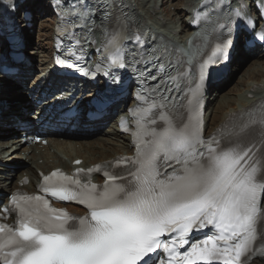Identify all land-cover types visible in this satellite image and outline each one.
Wrapping results in <instances>:
<instances>
[{"label":"snow or ice","instance_id":"obj_1","mask_svg":"<svg viewBox=\"0 0 264 264\" xmlns=\"http://www.w3.org/2000/svg\"><path fill=\"white\" fill-rule=\"evenodd\" d=\"M46 3L57 15L58 34L76 42L63 62L69 70L103 75L113 92L123 88L129 70L136 78L137 107L129 110L135 154L112 166L77 168L72 175L53 171L38 186L44 195L11 194L9 205H0L5 218L16 214L14 226L0 224V264L264 260V243L257 244L264 240V116L259 121L231 116L205 138L191 40L187 51L149 47L123 0ZM19 9L20 0H0V31L16 26ZM197 20L208 22L206 40L221 41L213 53L218 58L226 59L237 42L264 48V0H235V7L231 0H205L192 23ZM96 29L106 38L97 55H106L91 68L85 45L94 42ZM9 71L0 49V74ZM204 79L202 64L199 81ZM101 171L105 182L91 183V174ZM48 196L87 212L75 216L53 208Z\"/></svg>","mask_w":264,"mask_h":264},{"label":"bare ground","instance_id":"obj_2","mask_svg":"<svg viewBox=\"0 0 264 264\" xmlns=\"http://www.w3.org/2000/svg\"><path fill=\"white\" fill-rule=\"evenodd\" d=\"M200 0H188L185 4H182L180 8V16L179 19H181L182 22H177L179 23L181 29V33H183L184 38L188 36L190 33L189 27H193V19L196 13L198 12V4ZM29 3V0L25 3L27 5ZM158 0H148L147 1V8H146V13L147 15L149 14V19L154 20V23L157 27H164L166 26V23L159 19L158 17H153L151 14H154L157 9H158ZM193 5V6H191ZM170 5L168 6V9H170ZM143 18V17H142ZM148 19V20H149ZM189 20V22H188ZM188 22V24H187ZM176 30V29H175ZM174 30V31H175ZM192 32V31H191ZM176 39L180 38L179 36H175ZM1 42V40H0ZM2 43V42H1ZM254 59L249 61L248 63L250 64V68L247 72V75L249 76V80L247 82L240 83V85L243 87L242 89H237V85H235L230 91V90H224L221 92L223 95L222 98H224L220 103H218L216 106L209 107L207 108L206 112V126L209 129L210 132L213 131V129L223 123L224 121L228 120L230 115L232 113H239L240 111L244 110L245 108H248L251 106L259 97L264 96V71H257L254 70V67L256 66H263L264 64V57L262 55H255L253 56ZM244 61V60H242ZM247 63V62H246ZM51 64L48 66V69L50 68ZM20 67L22 68V72H31L32 69H28L25 66H22L20 64ZM15 68H19L18 66H15ZM47 69V70H48ZM240 68L237 67V69L234 70V72L237 74ZM17 74L15 77H11L9 79H13V81H5L6 86L2 87L0 89V102H3L4 107L2 110V115L0 119V130L3 133V135H0V141H8L9 142L6 144V147H9L7 152H10L11 150H14L13 153L10 155L9 161L15 162L16 159H22L27 164L23 165L24 169L22 172H25L26 175L30 179V185H33L36 182V174L35 170H41L44 173H48L51 169L53 168H70L69 164L76 159H82L83 160V165L82 166H88L92 165L97 162H102L106 161L109 159L114 158L116 155L119 154H128L131 155V152L128 150V138L127 137H122L116 134V128L115 125L110 126V131L109 130H104L103 132L105 133V139H100V140H93L94 142H76L74 145H70L71 143L66 141L64 142V146L60 145V143H56L58 148L60 147L59 150L62 151L63 155L67 157V161H56L53 164H48L46 161L51 157L50 155L44 156L43 153H41L42 149H38V147H34L31 151V154L26 155L25 158L21 156V154H18V151L20 147L22 146H16L19 143V140H14V137H16V134L18 133V129L13 130V125L16 123V120L14 118H21L22 116V111L23 110H29L30 106L27 105L26 97L23 96L21 97V103L17 107L14 108L13 102L15 100L14 91H18V88L21 87L22 81H16L17 78L20 76H23V74ZM256 77H259L258 79H254ZM30 84V82H29ZM222 85H219L218 88H221ZM225 91H227L225 93ZM239 92L237 94L236 98H233V95L235 93ZM17 95V94H15ZM218 96V94H216ZM12 96V97H10ZM210 100V99H209ZM213 104V102H212ZM8 108V110H6ZM8 111H10V114L8 117L4 116ZM13 116V117H12ZM11 126L12 128H5ZM5 129V130H4ZM12 129V130H11ZM102 132V133H103ZM114 138L116 142L120 143V145L114 146V144L109 143V139ZM4 145V144H3ZM76 145H78V150L76 149ZM110 145V146H109ZM107 152H102V149ZM50 147H46L43 150L46 151ZM29 148H26L23 150V152L27 153L29 152ZM35 151H38L40 154L35 155ZM73 151V153H71ZM98 154L96 157H91L88 158L85 156V154ZM86 154V155H87ZM19 155V156H17ZM17 156V157H16ZM40 160H43V163H39ZM3 161V160H2ZM1 161V162H2ZM17 163V162H16ZM29 164V165H28ZM34 167V168H33ZM7 166H4L2 163H0V194H5L9 193L12 189L16 188V183H12V174H10L9 170L7 169ZM21 173V172H20ZM21 175V174H20ZM256 264H264V260L258 261Z\"/></svg>","mask_w":264,"mask_h":264},{"label":"rangeland","instance_id":"obj_3","mask_svg":"<svg viewBox=\"0 0 264 264\" xmlns=\"http://www.w3.org/2000/svg\"><path fill=\"white\" fill-rule=\"evenodd\" d=\"M131 1L133 2L134 8L137 11L138 15L141 18L142 17L144 18V20L150 26V28H152V27L156 28L154 20L153 19L148 20V15L146 13V8L148 7L147 6L148 0H131ZM187 1L188 0H158V2H159L158 3V10L155 12V14H156V16H158L160 19H162L166 23L168 29L180 30V27H179L177 22H182V21H181V19H179L178 16H180L179 12H180V8H181L182 4H185ZM169 5L171 7L170 9H168ZM27 6H28V9L30 10V12L32 13L33 17H32V22H31L32 27L29 31V34L27 35V37L31 36V38H30V40H28V47H27V49L24 50L23 53H24V56L26 57V59L28 61V67L27 68L32 69V71L30 72L31 74H29V77H32V75H34V74L45 73L48 69V66L50 65L49 64L50 63V55H51L50 39H51L54 20L51 18L49 12H47V10H46V0H39V2H38V0H29V3H27ZM29 6H31V7H29ZM238 59H240V58L237 57V59L234 60V62L232 64V71L230 72V74L226 78V80H225L224 84L221 86V88H219V90L216 92V93H219L218 96L217 95L214 96L215 94H211L212 96L210 97L211 98L210 104L213 102L211 107L216 106L218 103H220L224 99V98H222L223 97L222 95L224 94V92H223L224 90L232 91L231 89L235 85H237V87H238L237 89H242L243 87L240 85V83L247 82L249 80V76L247 75V72L250 68L251 63L249 64L248 60H246L247 63L246 62L240 63V60H238ZM237 67H239L240 70L237 71L238 73L236 74L235 72H233V70L236 69ZM28 69H27V71H28ZM254 70L264 71V64H263V66L254 67ZM29 77L27 78L26 81H27V85L31 86V84H32V82H34L35 78H31L32 80H30ZM258 78L259 77H256L254 79H258ZM28 81L30 82V84ZM18 89H21V91L24 90L22 88H18ZM16 92H18V91H16ZM221 92H223V94ZM226 92L227 91H225V93ZM237 94H239V92L235 93L233 95V98H236ZM17 96L20 97L19 94H17ZM14 101L19 103L20 100L15 98ZM104 128H106V127H104ZM102 131L99 132V134H97L95 137L88 139L89 142H94L95 140L105 139L104 137L101 136V135H103ZM106 131H107V129H106ZM109 131H110V129H109ZM0 135H2L1 132H0ZM57 142H59V141H57ZM75 142H80V141H73V143H71V144L74 145ZM84 142H88V141H84ZM109 143L112 145L114 144V146L120 145V143L116 142L114 138H110ZM9 146H11V145H9ZM51 147L52 148H50L49 150H46L43 153H45V156L47 154H49L51 156L55 155L56 159H54V158L48 159L46 161V163L53 164L52 163L53 160L63 161V160H65V158H67L65 155H63L61 150H56V144L55 143ZM100 148L102 149V147H100ZM76 149L78 150V145H76ZM102 152H107V151H104V149H102ZM71 153H73V151H71ZM18 154H21V151ZM86 154H85V156L88 157L90 153L87 155ZM90 155H91V157H96L98 154H95V155L90 154ZM91 157L89 156L88 158H91ZM41 161L42 160H40L39 163ZM16 162H14V163L11 162L9 164H6L4 162L2 164L7 165L9 167V169H12L13 174L14 173L18 174V172L23 169V164H27V162L22 161V160L16 161ZM17 174H14L12 182H14L16 180L15 175H17Z\"/></svg>","mask_w":264,"mask_h":264}]
</instances>
